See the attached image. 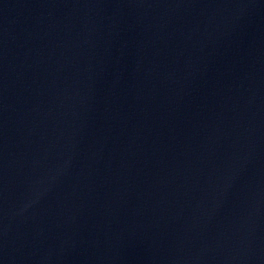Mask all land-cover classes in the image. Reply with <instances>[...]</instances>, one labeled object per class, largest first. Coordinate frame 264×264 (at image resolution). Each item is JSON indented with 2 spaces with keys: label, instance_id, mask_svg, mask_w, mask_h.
Wrapping results in <instances>:
<instances>
[{
  "label": "water",
  "instance_id": "obj_1",
  "mask_svg": "<svg viewBox=\"0 0 264 264\" xmlns=\"http://www.w3.org/2000/svg\"><path fill=\"white\" fill-rule=\"evenodd\" d=\"M0 264H264V0H0Z\"/></svg>",
  "mask_w": 264,
  "mask_h": 264
}]
</instances>
